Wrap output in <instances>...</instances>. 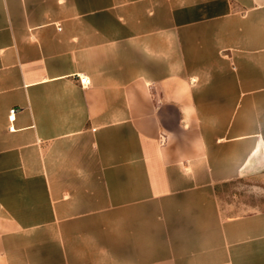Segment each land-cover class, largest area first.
I'll list each match as a JSON object with an SVG mask.
<instances>
[{
    "label": "crops",
    "instance_id": "0c3cea01",
    "mask_svg": "<svg viewBox=\"0 0 264 264\" xmlns=\"http://www.w3.org/2000/svg\"><path fill=\"white\" fill-rule=\"evenodd\" d=\"M246 180L264 0H0V264H262Z\"/></svg>",
    "mask_w": 264,
    "mask_h": 264
},
{
    "label": "rangeland",
    "instance_id": "374dc122",
    "mask_svg": "<svg viewBox=\"0 0 264 264\" xmlns=\"http://www.w3.org/2000/svg\"><path fill=\"white\" fill-rule=\"evenodd\" d=\"M223 192L220 198L223 210L227 215L226 217L236 215L245 217L259 211L258 209L264 210V186H262L260 192H254L251 181L246 180L243 186L224 188ZM186 262L188 263L189 261L187 260ZM192 262L197 264L196 260ZM203 262L204 260H201V264ZM262 264H264V260H262Z\"/></svg>",
    "mask_w": 264,
    "mask_h": 264
},
{
    "label": "built area",
    "instance_id": "2783aa9c",
    "mask_svg": "<svg viewBox=\"0 0 264 264\" xmlns=\"http://www.w3.org/2000/svg\"><path fill=\"white\" fill-rule=\"evenodd\" d=\"M80 83L83 87H89L91 85V80L87 76H79ZM18 110L16 108H13L9 112V122L14 123L16 120V114ZM14 127H11V130H13Z\"/></svg>",
    "mask_w": 264,
    "mask_h": 264
}]
</instances>
